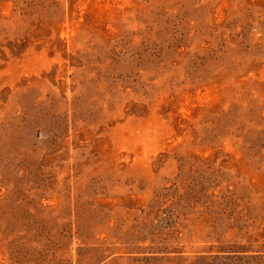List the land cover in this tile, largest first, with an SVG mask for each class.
I'll return each mask as SVG.
<instances>
[{"label": "rangeland", "instance_id": "obj_1", "mask_svg": "<svg viewBox=\"0 0 264 264\" xmlns=\"http://www.w3.org/2000/svg\"><path fill=\"white\" fill-rule=\"evenodd\" d=\"M0 264H264V0H0Z\"/></svg>", "mask_w": 264, "mask_h": 264}]
</instances>
